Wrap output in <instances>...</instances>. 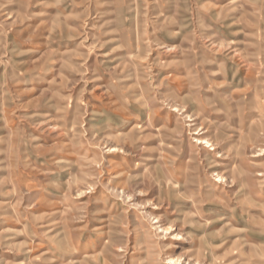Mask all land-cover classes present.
<instances>
[{
  "label": "rangeland",
  "instance_id": "374dc122",
  "mask_svg": "<svg viewBox=\"0 0 264 264\" xmlns=\"http://www.w3.org/2000/svg\"><path fill=\"white\" fill-rule=\"evenodd\" d=\"M0 264H264V0H0Z\"/></svg>",
  "mask_w": 264,
  "mask_h": 264
},
{
  "label": "bare ground",
  "instance_id": "6f19581e",
  "mask_svg": "<svg viewBox=\"0 0 264 264\" xmlns=\"http://www.w3.org/2000/svg\"><path fill=\"white\" fill-rule=\"evenodd\" d=\"M200 143V142H199ZM157 223V222H156ZM173 261L171 260L170 263H172Z\"/></svg>",
  "mask_w": 264,
  "mask_h": 264
}]
</instances>
